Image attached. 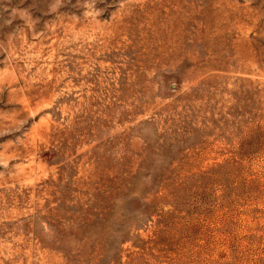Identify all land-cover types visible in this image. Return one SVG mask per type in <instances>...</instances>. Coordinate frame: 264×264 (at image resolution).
<instances>
[{
  "label": "rangeland",
  "instance_id": "1",
  "mask_svg": "<svg viewBox=\"0 0 264 264\" xmlns=\"http://www.w3.org/2000/svg\"><path fill=\"white\" fill-rule=\"evenodd\" d=\"M0 264H264V0H0Z\"/></svg>",
  "mask_w": 264,
  "mask_h": 264
}]
</instances>
